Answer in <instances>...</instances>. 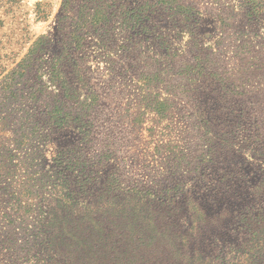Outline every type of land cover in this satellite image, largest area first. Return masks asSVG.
Segmentation results:
<instances>
[{
    "label": "rangeland",
    "instance_id": "1",
    "mask_svg": "<svg viewBox=\"0 0 264 264\" xmlns=\"http://www.w3.org/2000/svg\"><path fill=\"white\" fill-rule=\"evenodd\" d=\"M255 4L0 0V264H264Z\"/></svg>",
    "mask_w": 264,
    "mask_h": 264
},
{
    "label": "trees",
    "instance_id": "2",
    "mask_svg": "<svg viewBox=\"0 0 264 264\" xmlns=\"http://www.w3.org/2000/svg\"><path fill=\"white\" fill-rule=\"evenodd\" d=\"M243 3L245 2L247 4V6L249 7V11H248V21L249 22H253L255 18H257L260 14V10L258 8V5L255 4L256 0H242ZM42 17V16H40ZM44 18H46V16H43ZM94 20V19H92ZM33 50L31 51L30 49V53H32ZM25 61V60H24ZM27 67V66H26ZM30 67H28L27 70H25L24 73L28 72ZM137 189V188H136ZM139 192L142 193H153V191H151V188H147V190H144L143 188L138 189ZM259 195H261L263 197L264 200V189L258 192ZM257 223H264V206L263 208H260V210L253 215V217L251 219H244L243 224L244 227L246 229H249L253 224H257ZM253 230V227H252ZM254 231V230H253ZM245 249V250H243ZM248 248L244 247V246H235L233 248V250H235L236 253H238V257L241 258V260H243V257H246V260L249 261H253L255 258L250 256V251L247 250Z\"/></svg>",
    "mask_w": 264,
    "mask_h": 264
}]
</instances>
